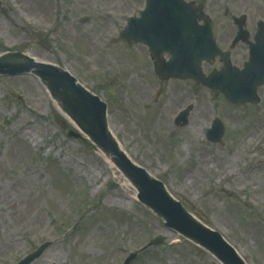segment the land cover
Returning a JSON list of instances; mask_svg holds the SVG:
<instances>
[{"label": "rangeland", "instance_id": "1", "mask_svg": "<svg viewBox=\"0 0 264 264\" xmlns=\"http://www.w3.org/2000/svg\"><path fill=\"white\" fill-rule=\"evenodd\" d=\"M144 5L0 0V54L69 71L107 103L110 133L135 162L247 264H264V90L257 106L233 107L204 84L160 80L146 46L120 34ZM191 103L189 124H175ZM216 117L225 134L212 142L204 130ZM98 139L96 121L62 84L35 73L0 75V264L49 240L32 264H124L131 252L130 264H222L137 199V186L106 162Z\"/></svg>", "mask_w": 264, "mask_h": 264}, {"label": "water", "instance_id": "2", "mask_svg": "<svg viewBox=\"0 0 264 264\" xmlns=\"http://www.w3.org/2000/svg\"><path fill=\"white\" fill-rule=\"evenodd\" d=\"M191 13L192 8L183 0H147V6L141 13V18H129L127 27L122 31V36L132 43L142 41L150 45L152 54L159 58V71L164 76L196 78L209 87L221 90L233 103L257 101L256 89L264 82L259 83L260 79L250 81V83L242 81L240 77L236 78V75L232 79L228 69L221 71L217 79H214V75L205 79L201 78L199 62L209 55L213 39L208 33L203 32V28H196V25H193ZM195 14L200 15L201 13L197 11ZM161 49L172 53V58L167 63L160 60ZM258 49H260L259 45L254 48L255 51ZM257 65L259 64L251 63L253 69L257 68ZM29 71L37 72L55 83L62 84L75 94L83 110L96 121L99 142L103 148L114 156L117 163L138 185L139 198L162 213L167 218L169 226L204 243L229 264H245L233 246L227 243L219 232L192 218L183 205L167 192L163 182L150 177L144 168L132 162L116 145L107 130L106 104L98 96L82 87L74 76L49 64L36 63L32 59L22 63L0 60V73L17 74ZM247 75V69H245L242 78ZM190 108L191 106L180 113L177 118L178 123L181 121L184 124L187 123ZM206 133L212 141L220 140L224 134L220 120H215L213 127L207 129ZM161 239L158 238L152 243H157ZM48 244V242L45 243L18 264H29L42 254ZM129 261L130 259L126 263L128 264Z\"/></svg>", "mask_w": 264, "mask_h": 264}, {"label": "flooded vegetation", "instance_id": "3", "mask_svg": "<svg viewBox=\"0 0 264 264\" xmlns=\"http://www.w3.org/2000/svg\"><path fill=\"white\" fill-rule=\"evenodd\" d=\"M189 1L203 5L207 11L219 46V53L213 57L212 62H202L204 71L208 73L207 68L210 67L211 70L222 68L226 63H228L226 65H231L237 71L243 69L246 63L250 61V43L256 41L255 37L258 34L264 36V29L259 32V26H264V0H242L241 4L215 0V5L212 9L209 7L210 0ZM256 5H259V7H256ZM197 23L200 26L205 24L204 21L199 19ZM238 36H240V39L235 42ZM146 48L148 50L147 46ZM164 57L168 58V55L164 53ZM149 58L155 73L154 60L150 54ZM261 90H264V86L261 87ZM251 105L252 107L255 106Z\"/></svg>", "mask_w": 264, "mask_h": 264}, {"label": "bare ground", "instance_id": "4", "mask_svg": "<svg viewBox=\"0 0 264 264\" xmlns=\"http://www.w3.org/2000/svg\"><path fill=\"white\" fill-rule=\"evenodd\" d=\"M27 58L26 55H21V54H15V53H3L0 54V60L5 61V62H21V61H25V59ZM60 101L57 102V105L61 108L63 115L70 121V122H76L70 114H68L66 111L63 110L62 104ZM86 121V120H85ZM75 124V123H74ZM75 125H78L79 127H82L81 124L77 121ZM83 128V127H82ZM104 159L106 160L107 163L114 164V159L111 156V154L109 153H105L104 155ZM125 185H132L133 183L129 180H126V182H124Z\"/></svg>", "mask_w": 264, "mask_h": 264}]
</instances>
